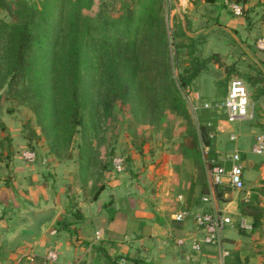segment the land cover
Wrapping results in <instances>:
<instances>
[{
  "label": "rangeland",
  "instance_id": "rangeland-1",
  "mask_svg": "<svg viewBox=\"0 0 264 264\" xmlns=\"http://www.w3.org/2000/svg\"><path fill=\"white\" fill-rule=\"evenodd\" d=\"M6 1L12 4L9 8L0 7V23L15 20L14 2H23L28 8H41L45 2V0ZM148 1L93 0L91 7L85 10L84 14L91 17L107 18L124 12L126 8H131L136 12ZM238 3L242 6V14L239 17L242 18L245 26L243 29H236L237 34L235 35L239 37L240 41L249 40L252 52L256 50L253 48L254 41L257 38H264V0H247ZM161 5L168 34L173 30L174 22H179L182 28L181 20H183L186 31L191 33V35H187L195 36L197 52L201 55L205 56L215 52L225 63L236 60L240 72H253L251 63L233 44L229 33L222 27L214 25L215 22L211 19L213 12L211 4L203 1L194 5L190 4L188 0H161ZM215 6L218 4L215 3ZM32 52L30 58L34 55V51ZM32 71H26L10 79L9 76L4 77V69L0 67V126H3V128L0 127V183H2L1 177H5L7 172L9 173L6 177L10 176L9 168L16 166L15 182L20 184L17 186L24 184L48 186L52 193H57L63 199L64 203L55 207L52 220L43 226L46 236L49 235L52 224L58 216L65 215L72 219L69 212L76 209L78 197H91L101 180L118 182L116 186L121 190L129 185L134 188L135 185H142L148 193L154 194L161 191L163 187L161 180L169 175L170 168H172V175H175L180 182H187L190 178L199 177L200 167L205 170L208 163L207 149L201 143L198 146L200 161L195 163L191 160L184 161V157L179 152V143L183 136L185 122L180 116L169 111H164L159 119L148 124L144 122L143 114L134 115L128 105L118 99L111 103L106 115L102 114L100 109L98 115L89 120V116L82 112V124L76 125L73 129L67 126L66 121L55 126L47 123L48 118L45 116L44 108H41L36 102L37 85ZM201 73L205 79L212 78L213 100L210 101L213 106L211 108L203 107L198 97H193L196 93H192L191 88H180V94L190 113L192 125L197 129L198 122L202 121L210 127L213 126L215 133L216 121L224 117L222 107L219 105L228 82L222 88L216 87V81L221 80L224 75L221 68L211 63ZM237 78L242 79L246 86L250 117L230 123L234 126L239 125L243 129L245 127L247 130L248 126H251L257 133L264 134L258 126L264 124V95L253 99L252 90L244 78ZM95 87H98L97 84ZM83 124H85V128H82ZM212 139L215 147V136ZM252 140V136H240L235 141L228 142L227 140L226 143H228L229 150L234 147L239 150L249 149ZM86 146L89 148H87L89 152L87 158L90 163L85 174L81 151ZM226 149H222L223 154ZM27 150L34 153L32 159L24 157L23 152ZM164 151L170 154L165 162L166 166L163 157H166L167 154L164 156V153L162 154ZM223 154L221 153L220 156ZM116 155L125 160L120 172L108 169L111 158ZM263 158L264 153L263 155H252L250 162L244 165V168L252 169L259 166L256 160L262 162L259 177L257 180L254 179V181L256 180L254 184L244 183V188L240 191L230 188L227 190L235 202L245 197L251 198L261 209L260 226L253 231L246 229L241 234L247 247L258 244L264 230ZM19 190L24 192L21 194L18 190L13 192L8 188V193H0L1 199L6 202L0 211L8 216L7 231L3 234L4 244L8 246L13 243L18 234L29 233L25 229V226L29 224L25 214L29 210H37L25 206L24 201H27L26 198L29 197L28 189L19 187ZM220 204L229 213V208H226L222 202ZM63 236L67 239L66 235ZM71 237L73 235L70 234ZM47 245L49 249L43 255L46 256L47 252L53 251L56 258L52 262L66 259V252L59 251L50 243ZM68 259L77 263L78 255H72ZM27 264L41 263L29 260Z\"/></svg>",
  "mask_w": 264,
  "mask_h": 264
},
{
  "label": "trees",
  "instance_id": "trees-1",
  "mask_svg": "<svg viewBox=\"0 0 264 264\" xmlns=\"http://www.w3.org/2000/svg\"><path fill=\"white\" fill-rule=\"evenodd\" d=\"M188 1L194 5L199 1L214 3V0ZM232 1L240 5L238 2L247 0ZM92 3L93 0H45L41 8H28L23 2H14L15 20L0 23V67L4 69V77L13 79L16 75L35 70L32 75L37 85L36 102L44 108L47 123L54 126L66 121L67 126L73 129L82 124V112L89 116V120L98 115L100 109L106 115L111 103L118 99L126 103L134 115L143 114L144 122L148 124L159 119L164 111H169L185 122L179 143L184 161H200L198 146L201 143L207 149V166L213 164L211 161L218 162L212 139L214 127L202 121L198 122L197 129L192 125L180 88L186 89L211 63L221 68L224 75L216 81L217 88L225 86L231 77H242L251 88L253 99H256L264 95L261 61L254 62L247 56L253 72H240L236 60L225 63L215 52L201 55L197 52L195 36H188L179 22H174L173 30L167 33L161 0H149L136 12L126 8L124 12L107 18L85 15L84 11ZM11 4L0 0L1 8H9ZM229 28L237 34L234 28ZM237 39L238 42L231 37L233 44L246 55L251 45L240 41L238 36ZM32 51L34 55L30 58ZM258 126L264 132V124ZM0 127L3 128L2 125ZM87 148L81 151L85 174L90 163ZM108 169H112L111 160ZM203 171L200 167V173ZM1 181L0 185L16 191L11 176L1 177ZM200 185L199 196L206 192L205 182L201 181ZM101 188L102 180L93 191L92 198ZM227 190L228 187L216 188L219 204L226 200L223 195ZM191 194L192 186L188 197ZM236 206L240 215L251 218L250 231L260 226L262 212L253 199L237 200ZM69 213L72 219L65 215L55 218L52 224L54 231L75 232L72 223L82 219V215L78 209ZM237 231L243 234L245 230L238 227ZM261 238L249 251L255 258V264H264V230ZM29 240L19 242L13 250L0 248V258L15 253ZM96 249L110 260L105 250L98 246ZM225 258L229 260L227 264L248 262V256L241 262L236 250ZM125 259L130 260L126 256ZM29 260L55 264L46 261L44 255L21 256L17 264H27Z\"/></svg>",
  "mask_w": 264,
  "mask_h": 264
},
{
  "label": "crops",
  "instance_id": "crops-1",
  "mask_svg": "<svg viewBox=\"0 0 264 264\" xmlns=\"http://www.w3.org/2000/svg\"><path fill=\"white\" fill-rule=\"evenodd\" d=\"M210 7L213 10L211 19L214 20L215 24H220L224 30L225 28L230 30L229 27L235 30L244 28L245 24L242 18L233 17L228 10L221 9L219 4L215 6L214 3ZM246 42L249 43V40ZM253 48L256 49L254 45ZM245 56L254 62L260 60L259 66L264 70V53L258 50L252 52L249 50ZM188 88H191L192 93L198 95V100L202 102V105L206 103L209 108L213 106L210 101L213 100L212 78L205 79L203 73L200 72ZM258 135L264 138V134L257 133L251 126H248L247 130L245 127L243 129L239 125L234 126L227 122L225 114L215 124L213 136L216 140L214 144L216 160L219 161L232 150H238L242 165V178L245 184H254L261 171L262 162L260 160H256L259 166L252 169L244 168V165L250 162L251 156L255 155L251 148ZM230 136H233V139ZM240 136H252L250 148L239 150L234 147L229 150L226 141H235ZM204 148L206 149V147ZM224 148H227L225 154L222 152ZM163 153L164 156L167 154L166 157H163L166 166L165 162L170 154L167 151ZM221 153L223 155L220 156ZM16 170V166L10 169V176L16 191L18 190L22 194L24 191L19 190V187L28 189L29 197L26 198L27 201H24L25 206L42 209L51 206L52 203L55 207L64 203L63 199L57 193H52L48 186L25 184L17 186L20 184L15 182ZM169 170V175L161 180L163 186L161 191L154 194L148 193L142 185H135V188L129 185L121 190L116 186L118 182L104 179L102 188L95 198L92 196L88 198L78 197L76 209L79 210L82 219L72 223V227L75 228V232L71 234L73 237L70 238L68 232H57L54 229H51V234L46 236L42 226L39 233L25 242L22 248L19 247L15 253L2 256L0 264H17L21 256L43 255L49 249L47 243L58 248L59 251L66 252V259L56 261L55 264H227L229 260L227 258L220 259L215 249L210 246H202L200 251H193L187 243L181 246L176 244L178 238L192 235L195 228L190 217L183 221H175L171 217L172 214L179 210H186L190 213L198 212L203 207L200 202L202 195L199 196L200 182H205L206 192L207 184L205 170L200 173L199 177L190 178L187 182H180L175 175H172V168ZM248 171L250 172L248 173ZM191 186L192 194L188 197ZM7 191L8 188L0 185V193L6 194ZM198 196L199 199L195 201ZM223 196L226 198L223 204L229 208V215L231 217L235 215V219L244 218L245 223L250 226L251 218L238 213L236 202L230 197V193L225 192ZM243 199L246 200L247 198ZM5 204V200L0 197V208ZM234 217L232 218L234 219ZM7 219L8 216L0 211V248L4 250L8 247L4 244L3 238V234L7 231ZM145 226L148 227V229H144V232H148L147 234L142 233ZM96 231H101L98 238H95ZM63 235H66L67 239ZM223 241L229 252L237 251L241 262L248 256L246 264H255V258L249 253L254 246L247 247L245 245L246 242L236 230V226L224 231ZM97 246L105 250L109 257L111 256L110 260L96 249ZM75 254L78 255L77 263L68 259ZM125 256L130 260L125 259Z\"/></svg>",
  "mask_w": 264,
  "mask_h": 264
},
{
  "label": "built area",
  "instance_id": "built-area-1",
  "mask_svg": "<svg viewBox=\"0 0 264 264\" xmlns=\"http://www.w3.org/2000/svg\"><path fill=\"white\" fill-rule=\"evenodd\" d=\"M216 4L223 5L233 17H239L242 14V8L239 4L230 0H214ZM256 50L264 53V38H257L254 41ZM197 98V94L193 95ZM225 114L227 122L236 120H246L250 117L249 99L246 86L242 79L231 78L226 86V92L219 105ZM208 107V104H203ZM233 139V136H230ZM255 155L264 153V138L261 135L256 136L255 142L251 148ZM23 155L27 159H32L34 153L25 151ZM210 166L205 167V177L207 192L200 197L202 208L196 213H190L186 210H179L172 214L175 221H183L190 217L194 225L195 232L188 237H180L176 244L181 246L187 243L193 251H200L202 246H210L215 249L220 259L228 256V249L224 245V231L233 227L249 229L250 226L245 223L244 218L233 219L228 212L219 204L215 190L218 187H228L234 191H240L244 188L242 178V165L240 155L237 150H232L224 155L218 162H213ZM112 169L120 172L123 168V158L119 155L111 159ZM101 231L95 232V238H98ZM55 253L47 252L45 259L55 261Z\"/></svg>",
  "mask_w": 264,
  "mask_h": 264
},
{
  "label": "water",
  "instance_id": "water-1",
  "mask_svg": "<svg viewBox=\"0 0 264 264\" xmlns=\"http://www.w3.org/2000/svg\"><path fill=\"white\" fill-rule=\"evenodd\" d=\"M181 23H182V30L186 34L191 35L190 32L186 31L183 20H181ZM225 30L230 34V36L235 41L238 40L236 35L234 33H232L228 28H225ZM8 173L9 172H7V174ZM6 175H5V177H6ZM54 214H55L54 203H52V205L50 207L37 209V210H29L25 214L29 220V224L25 226V229L27 231H29V233L18 234L17 236H15L13 243L11 245H9L8 247H6L5 249L6 250H13L19 242L24 241V240H28V239L36 236L39 233L41 227L52 220ZM144 229L146 230V229H148V227L145 226V228H143V231H142L143 234H147L148 232H146V231L144 232ZM127 264H129V263H127Z\"/></svg>",
  "mask_w": 264,
  "mask_h": 264
}]
</instances>
